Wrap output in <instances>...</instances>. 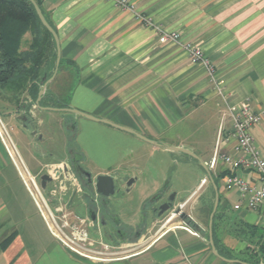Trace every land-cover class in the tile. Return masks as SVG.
Wrapping results in <instances>:
<instances>
[{
	"label": "crops",
	"instance_id": "0c3cea01",
	"mask_svg": "<svg viewBox=\"0 0 264 264\" xmlns=\"http://www.w3.org/2000/svg\"><path fill=\"white\" fill-rule=\"evenodd\" d=\"M37 1L57 33L62 62L46 85L42 107L64 104L155 142L189 149L207 167L214 153L236 156L231 111L247 100L255 112L264 111V0H129L133 9L120 8L112 0ZM155 26L200 48L215 67L221 91L182 46L172 40L160 43ZM27 92L17 105L12 93L6 97L15 108L4 117L20 128L31 156L23 161L28 170L36 177H50L42 190L47 189L45 197L57 213L84 211L82 195L68 193L71 150L95 174L131 164L135 170L146 147L151 152L169 151L107 124L39 108ZM3 96L0 92L1 101ZM66 124L69 133L62 128ZM252 132L264 157V116ZM131 150L139 152L134 164L126 158ZM169 153L173 163L193 166L201 174L194 188L184 180L174 190L168 186L191 214L202 195L192 193L202 178L210 183L209 176L196 160ZM208 169L213 180H219L214 250L208 227L200 222L187 225L198 235L175 227L183 224L177 217L171 226H155L156 216L142 206L154 201V193L168 181L164 175L157 181L148 170L138 168L132 170L139 191L132 195V223L138 230L145 214L148 225L132 243L131 254L92 262L70 253L49 233L0 139V264H264L257 252L264 237V216L259 210L235 209L242 194L224 182L226 175L236 173L259 187L257 174L233 170L220 159ZM207 199L202 197L203 205ZM93 232L91 236L100 238L98 230Z\"/></svg>",
	"mask_w": 264,
	"mask_h": 264
},
{
	"label": "built area",
	"instance_id": "2783aa9c",
	"mask_svg": "<svg viewBox=\"0 0 264 264\" xmlns=\"http://www.w3.org/2000/svg\"><path fill=\"white\" fill-rule=\"evenodd\" d=\"M120 8L133 9V5L129 0H112ZM138 18L150 25V22L144 16L137 14ZM155 28L159 32L160 43L166 40H172L182 46L187 52L192 62L203 65L212 82L215 83L217 89L221 91L218 82L214 78V65L202 55L200 48L192 42H181L180 36L176 32H167ZM263 112H255L252 103L247 100L235 110L230 112V121L232 125V137L235 140L233 150L236 156L222 154L217 156L214 153L208 167L214 168L218 159L233 170L251 169L257 174L259 187L250 185L245 179L236 173H230L224 177L227 188H237L242 194V203L234 206L235 209L244 207L252 210H259L264 216V157L256 146L253 136V127L261 121ZM0 139L5 147L7 155L16 167L18 174L26 187L30 197L32 198L39 214L41 215L49 233L55 238L65 249L73 255L92 262H102L113 259V253L108 249V245L99 237L91 236L89 230L78 214L70 211H64L59 215H55L48 205V201L39 184L38 178L34 176L26 167L21 159L15 144L0 116ZM207 178L201 179L198 188L192 193L195 194L205 183ZM182 207V204H180ZM177 217L176 215H174ZM191 218V216H190ZM192 219V218H191ZM175 227L186 230L192 235H198L196 230L191 229L187 225L179 224ZM99 245V246H96Z\"/></svg>",
	"mask_w": 264,
	"mask_h": 264
},
{
	"label": "trees",
	"instance_id": "16d2710c",
	"mask_svg": "<svg viewBox=\"0 0 264 264\" xmlns=\"http://www.w3.org/2000/svg\"><path fill=\"white\" fill-rule=\"evenodd\" d=\"M55 58L53 38L40 23L32 5L27 0H0V92L10 88L17 105L22 93L28 90V95L35 102L40 87L52 76ZM61 63L60 60L58 69ZM47 96L46 91L39 105H46ZM62 106L66 105L57 104V107ZM214 182L219 184V180ZM212 204L205 211L207 223ZM215 218L216 215L213 224ZM257 252L259 260L264 262V237Z\"/></svg>",
	"mask_w": 264,
	"mask_h": 264
},
{
	"label": "flooded vegetation",
	"instance_id": "af4514ba",
	"mask_svg": "<svg viewBox=\"0 0 264 264\" xmlns=\"http://www.w3.org/2000/svg\"><path fill=\"white\" fill-rule=\"evenodd\" d=\"M68 171L71 175V184L69 194H81L85 200L83 218L87 228H91L94 231H99L101 240L109 244L111 248H122L124 246H132V243L136 241L142 232L146 229L148 222L145 214L142 215L140 225L136 226L132 223V205H126L124 208L130 213V219L126 223L122 222L120 207L122 200L125 196L130 195L131 190L136 186V178L132 176V171L129 170V166L119 167L115 171L108 173L113 178V192L109 197L99 195L95 190V178L99 174H95L90 168L84 166L80 159V154L74 150L68 155ZM71 170V171H70ZM89 172L90 176H87L85 172ZM40 184V176L38 177ZM91 180V181H90ZM154 198L162 195V199L147 201L142 206L144 212H153L156 216V222L160 218L168 216L170 211L177 205L176 192L168 190V184H164L155 193ZM174 195V201L172 208L158 216L160 206L166 202L167 198ZM153 198V199H154ZM74 213L73 211H70ZM75 214V213H74ZM193 220L191 219V223ZM113 244V245H112Z\"/></svg>",
	"mask_w": 264,
	"mask_h": 264
},
{
	"label": "rangeland",
	"instance_id": "374dc122",
	"mask_svg": "<svg viewBox=\"0 0 264 264\" xmlns=\"http://www.w3.org/2000/svg\"><path fill=\"white\" fill-rule=\"evenodd\" d=\"M9 91H10V88H5L1 91L5 97L3 96V98H1L2 101L0 100V116H1L6 128L10 134V137H11L13 143L16 146V149H17L21 159L23 161L26 160V162H28L29 160H31L30 151L27 148V146L25 145L22 136L20 135V132H21L20 128H18L16 126L17 124H15L14 122L10 123L8 117H4L6 114L10 113L11 109L15 108V103H13L9 99H6V97L8 95H10ZM31 103L33 105V102H31ZM62 128L66 132L69 133L70 128L67 124L64 125ZM72 132L74 133V130H72ZM75 132L77 133V129L75 130ZM32 149L33 148L30 147L31 152L32 153L35 152ZM138 153L139 152H132V150H131L126 154V158L128 157V158L132 159V161H133L132 163L134 164L139 159ZM140 154L142 156L139 160L140 163L137 162V164H136L137 167L142 168L145 171L148 170L153 176H155V179H157V181H159L161 179L162 176H160V175H164L165 176L164 179L168 181L166 184H168V186L170 185L169 187L173 190L176 189V187L179 188V183L183 182V180L188 184L189 187L194 188V186L198 182L199 177L201 176V174L198 172V169H195L193 166H186V165H183L182 163H176V164L173 163L172 162V155L169 153V151L168 152L167 151L151 152L150 148L146 147L144 150L140 151ZM178 154L181 155L182 157H184V155H185L182 153H178ZM34 155H35V153H34ZM59 155H60V153H57V156H59ZM137 167H135V170L138 169ZM90 169H91V167H90ZM129 170L135 171L132 166L131 167L129 166ZM136 187H134V189H133V194H132V190H131L130 195L125 196L123 198V200L121 201L122 202V205L120 207L121 220H122V222H124L126 224L130 219V213L128 210H125L124 208L126 207V205H132V195L139 194V191ZM46 191H47V189L44 190V193H46ZM195 194H202V195H200V198L196 202L194 209H193V212L191 214H189L185 211V210H188L189 207H183L185 203L180 202V203H177L176 206H174V209H172L170 211L168 216H165L164 218H160L155 223V226L156 227H161L164 225L165 226H171L175 222L176 217L173 216V218L170 221H168V219L174 214L175 208L179 207L182 211H184L189 216H191L192 220L194 219L193 221H196L198 223L200 222V223H202L203 227H206L207 222H206L205 211L210 206V203L213 202L212 201V195L214 194V191H213L212 187L210 186V183L207 182L203 187H201L199 189L198 193L196 192ZM44 195L47 196L46 194H44ZM203 196L208 197V199L206 200L207 201L206 205H203L204 204L203 202H205V201H202ZM180 204H182V207H180ZM48 205L50 208L52 207V205L49 203V201H48ZM51 210L54 212L55 215L60 214V212L57 213L56 210H53V209H51ZM201 210L203 211L202 215H201ZM78 215L83 217L85 215V213L83 210H81V211H79ZM88 230H89L90 235L94 234V232H93L94 230H92L91 228H88ZM104 244L109 246V244L106 243L105 241H104ZM108 250L110 252H112L113 253L112 255H114V256H123V255H128V254L132 253V246H124V247L119 248V249L110 247Z\"/></svg>",
	"mask_w": 264,
	"mask_h": 264
},
{
	"label": "water",
	"instance_id": "95a60500",
	"mask_svg": "<svg viewBox=\"0 0 264 264\" xmlns=\"http://www.w3.org/2000/svg\"><path fill=\"white\" fill-rule=\"evenodd\" d=\"M33 7L40 23L42 24V26L51 34L54 44H55V50H56V58H55V66H54V71L53 74L51 76L50 79H47L42 86L39 89L38 92V97L36 100V106H38L39 108L45 109V110H50V111H58V112H66V113H71V114H75L78 115L80 117L86 118L88 120L94 121V122H99V123H103V124H107L115 129L124 131V132H128L131 134H134L136 137L140 138L141 140L148 142L150 144L156 145V146H163L164 148H166L169 151L172 152H176V153H182L185 154L186 156L196 160V162H198V164H200L201 167L204 168V170L206 171V173L209 176V180H210V184L212 186V189L214 191V200H213V204H212V208H211V212L209 214V218H208V223H207V227H208V241L209 244L211 246V248L214 250L215 246H214V240H213V229H212V225H213V218H214V214L217 210L218 207V201H219V192H218V187L216 185V183L214 182L208 167L204 164V162H202V160L191 150L186 149V148H182V147H173L167 144H162V143H158L155 142L153 140H150L148 138H146L145 136L134 132L133 130L124 127V126H120L118 124H115L111 121H108L106 119H100V118H96L88 113H85L83 111H80L76 108H72L70 106H66V107H42L39 105V101L42 97V95L45 92V88L46 85L48 84V82H50L54 76L57 73L58 70V66L60 63V43H59V39L57 36L56 31L53 29V27L48 23V21L46 20L44 14L42 13V10L40 9L39 5L37 4L36 0H27ZM71 171V170H70ZM85 172V171H84ZM87 176H90L89 172H85ZM50 181V177L47 174H43L40 176V186L42 189L45 188L46 183ZM91 181V180H90ZM95 190L97 193H99V195L105 196V197H109L110 195H112L111 193L113 192V178L112 176L108 175V174H99L98 176H96L95 178ZM174 195L172 194L171 196H169L166 200V202H164L160 208H159V212H158V216H160L161 214H163L164 212L168 211L170 208H172L173 205V201H174ZM162 199V195H159L158 197L154 198V201L160 200ZM174 209V208H173ZM176 215L178 219H180L182 221V223H184L185 225H189L191 223V218L190 216L185 213L184 211H182L179 207L175 208L174 210V214L168 219V221H170L173 216Z\"/></svg>",
	"mask_w": 264,
	"mask_h": 264
}]
</instances>
